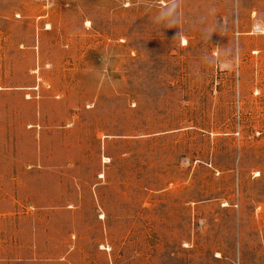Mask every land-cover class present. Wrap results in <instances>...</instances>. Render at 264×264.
<instances>
[{
    "label": "rangeland",
    "instance_id": "rangeland-1",
    "mask_svg": "<svg viewBox=\"0 0 264 264\" xmlns=\"http://www.w3.org/2000/svg\"><path fill=\"white\" fill-rule=\"evenodd\" d=\"M0 264H264V0H0Z\"/></svg>",
    "mask_w": 264,
    "mask_h": 264
}]
</instances>
